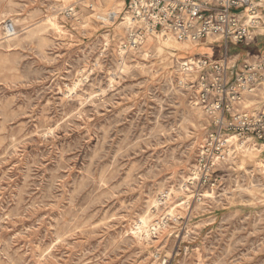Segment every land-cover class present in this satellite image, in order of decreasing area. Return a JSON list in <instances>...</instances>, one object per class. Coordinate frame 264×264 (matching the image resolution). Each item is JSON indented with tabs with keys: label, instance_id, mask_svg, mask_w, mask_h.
<instances>
[{
	"label": "rangeland",
	"instance_id": "374dc122",
	"mask_svg": "<svg viewBox=\"0 0 264 264\" xmlns=\"http://www.w3.org/2000/svg\"><path fill=\"white\" fill-rule=\"evenodd\" d=\"M122 1L0 0V264H264V147L185 190L208 119L165 37L120 64Z\"/></svg>",
	"mask_w": 264,
	"mask_h": 264
},
{
	"label": "built area",
	"instance_id": "2783aa9c",
	"mask_svg": "<svg viewBox=\"0 0 264 264\" xmlns=\"http://www.w3.org/2000/svg\"><path fill=\"white\" fill-rule=\"evenodd\" d=\"M127 2L129 22L119 47L121 65L150 37H169L189 45L215 38L224 45L221 60L194 55L183 59L178 66L179 85L193 93L208 119V132L191 180L184 184L186 191L194 188L199 194L217 184L216 168L237 150L264 147V50L254 58L245 59L237 71H233L231 56L232 47L256 38L262 26L263 0ZM64 16L67 20L75 19V6L66 8ZM116 18L114 12L98 17L102 23H113ZM5 31L10 37L15 35V25L8 23Z\"/></svg>",
	"mask_w": 264,
	"mask_h": 264
},
{
	"label": "crops",
	"instance_id": "0c3cea01",
	"mask_svg": "<svg viewBox=\"0 0 264 264\" xmlns=\"http://www.w3.org/2000/svg\"><path fill=\"white\" fill-rule=\"evenodd\" d=\"M257 41L258 42H261L264 45V0H263L262 26H261L259 32L257 33V36L254 39V41L253 42H250V43H247L245 45H248V46L251 45V44H255L256 45ZM214 45H223V43L220 42V41H218V40H216L215 38H209V39H206L203 42H201V43H199V44H197L195 46L197 48H200V47H203V46L204 47H208V46H214ZM239 46L232 47L231 56H232V67H233V71L239 70L240 66L244 62L243 58H245V57H246V59L254 58L255 56L260 55L263 52L262 50H260L257 53H253V54L247 53L246 55H242L240 52L237 51V48ZM180 52H184L183 53L184 57H182L183 59H186L189 56H194V55H192V52H187V51H180ZM198 56H204V55H198ZM223 56H221L219 58H215L211 54V55L204 56V57H207V58H210V59H213V60H221L223 58Z\"/></svg>",
	"mask_w": 264,
	"mask_h": 264
},
{
	"label": "bare ground",
	"instance_id": "6f19581e",
	"mask_svg": "<svg viewBox=\"0 0 264 264\" xmlns=\"http://www.w3.org/2000/svg\"><path fill=\"white\" fill-rule=\"evenodd\" d=\"M106 4V3H105ZM121 4H125L124 3V0L121 2ZM40 12V11H39ZM115 14H117L118 15V13L119 12H114ZM116 15V16H117ZM53 19H49V21L47 20V22L48 23H51L52 24V27H53V29L55 30V32H56V34H58L59 32H61L62 31V27L59 25V24H57V23H55L54 21H52ZM78 20V19H77ZM127 21H128V19H127ZM123 24H127L126 22L125 23H123ZM24 30V29H23ZM165 40V46H167V47H171V46H174V49H176V50H178V51H188V49H187V46H184V45H180L179 43H177L175 40H171L170 38H165L164 39ZM151 41H153L152 39H148V41H147V43H149V42H151ZM32 42V41H31ZM159 51L161 50L160 48L158 49ZM195 49L193 48V49H191V47H190V51L191 52H193ZM170 54H172V55H175V53H173V52H170ZM148 53H145L144 54V57H148ZM219 56V55H218ZM132 66V65H131ZM120 69V68H119ZM123 69V68H122ZM125 70V69H124ZM116 72V71H115ZM113 76H116V75H113ZM114 79V78H113ZM115 80V79H114ZM71 91V90H70ZM74 92V91H73ZM92 96V95H91ZM90 96V97H91ZM70 97V96H69ZM91 99V98H90ZM81 107V106H80ZM42 129H44V128H42ZM40 131V130H39ZM35 133V132H34ZM37 133V132H36ZM13 141H15V140H13ZM16 143V142H15ZM14 145V144H13ZM101 148V147H100ZM16 150V149H15ZM110 170V169H109ZM108 170V171H109ZM107 173V172H106ZM174 192V191H173ZM173 192H171L170 194H168V197L170 198L171 197V195H173ZM175 193V192H174ZM160 204H165L164 203V200L162 199L161 200V202H160ZM147 224V221H146V219L145 218H142V219H140V222L136 225V229H135V231H134V233L136 234L137 233V231H142V229L145 227V225Z\"/></svg>",
	"mask_w": 264,
	"mask_h": 264
}]
</instances>
